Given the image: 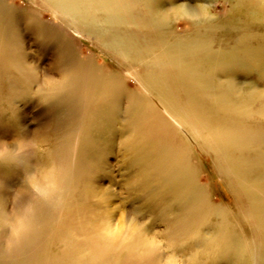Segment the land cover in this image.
<instances>
[{
  "label": "rangeland",
  "instance_id": "1",
  "mask_svg": "<svg viewBox=\"0 0 264 264\" xmlns=\"http://www.w3.org/2000/svg\"><path fill=\"white\" fill-rule=\"evenodd\" d=\"M49 1L0 0V142H8L14 146L13 141L22 136L28 140L35 139L38 144V151L30 152L25 156L23 166L0 165V200L2 199L1 202L3 203H7V201L13 202L18 206L31 205L34 210L32 217L34 231L32 235L33 237L35 236L34 243L26 245L24 250L22 248L24 254H6V240L9 232L7 229H1L0 264H74L78 262V256H75L76 253L69 254L73 259L76 258V261L71 256L66 258L65 253L68 252L65 246L63 248L64 244H61V238L58 235L62 229L59 228L63 227L62 222L64 223L63 220H66V217H75V213L79 216L81 212V216H84V214L88 215L87 211L90 207H93L94 203L92 200L94 196L92 195L93 197L91 198L90 194L94 193H97L100 197L104 195L103 198L111 201L112 208H116L111 222L113 227L118 224L121 214L125 215L126 221L133 220L140 224L146 222L149 236L162 242L161 245L165 255L172 254L173 250L181 253L186 248L179 245L177 241L188 243L191 241L190 238L192 236L199 234V237L204 238L203 240L207 239L210 242L212 240V244L216 243L215 245L213 244L214 248L211 249V252L214 250L215 253H210L208 259L202 258L208 264H264V251L262 249L264 248V188H260V186L264 187V167H260L255 171L256 173L254 171L250 172V170H243L244 172L242 173L240 168H237L239 172L233 169L232 175L234 177L229 178L226 171L221 175V170L215 167L214 159L201 147V144L198 142L195 144L179 128L177 129L180 132L175 133V135L168 133L172 137V143H175L173 145L175 148H172V143L171 147L158 145L154 141H140V137H137L139 130L145 131L148 127L157 126L155 127L157 132H167L158 126L160 119L157 118L158 114H160V117L162 114L164 115L162 109L164 105H162L163 103L160 99L163 95L165 97L167 93L168 96L165 97L167 99L163 97L164 99L162 98L161 100L169 106H171V103H168L170 102L169 100L174 102L173 99L176 97L177 99L178 97L180 99L183 98L179 100L185 105H191L190 101L192 100L186 98L191 94L194 97L193 100H196L195 103L192 102V105L195 104L191 108L192 111L194 108L199 107L198 103L202 105H200L199 109L201 108L202 110L203 108L204 110L206 108L205 110H208L207 108H209L211 110L208 111L215 110V112L218 108L221 109L224 103L229 106L241 102L244 106L250 105L251 111L261 108V104L264 102L262 96L264 95V6L261 0H140L139 8L137 7L139 12L128 10L126 13L128 17L126 16L124 20H107L103 14L99 17L98 22L100 23L96 22V24L94 21L91 22V19L86 20L87 22L76 19L78 22V25H76L77 30L73 25L68 26V23L62 19L61 15L56 13L55 2H52L54 0ZM184 4L201 14V20L195 21L184 17L181 18L177 14L175 16L173 11L177 8L176 6ZM48 5L50 8H48ZM165 9H169V12ZM130 11L132 14L129 13ZM140 11L143 13L141 14ZM162 12L166 14L168 12L169 17L164 19ZM148 14L150 16L153 15L154 18L155 16L158 17L155 18L156 22ZM142 17L145 18V22ZM175 18L176 20H174ZM160 19L164 20L161 21ZM150 20L154 21L151 22ZM114 22L115 24L118 23L117 26H112ZM162 23L166 24L162 26ZM97 24L101 27H98ZM101 24L110 31L106 30ZM89 26L92 29H89ZM142 28H144V32ZM145 28L154 32V34L148 29L146 33L147 30ZM139 34H142V36L140 37ZM145 35L148 37L147 39ZM138 36L140 39H137ZM154 36H157V39H154ZM123 38H126L124 42ZM115 40H120V42L118 41L117 43ZM135 40H138V43ZM174 41L175 43L179 42V44H173ZM185 41L186 43H184ZM205 41L207 45H204ZM120 43H126V46H128L127 50ZM164 43H169V47L165 46ZM180 43L183 48L185 44L189 49L184 52L183 49H180L182 47ZM200 43H203V45ZM170 44L177 45V49L173 50L175 46H172V48ZM162 47H167V51L171 49V53L176 51L175 56L172 57V54L167 56L170 52H164L166 50ZM197 49L198 51H196ZM191 50L193 52L196 51V54L190 53L192 57L189 55ZM213 51L215 55L212 53ZM179 52H182L183 56ZM205 52L206 54L209 52L208 55L210 56L204 54ZM217 52L218 54L216 55ZM220 53L223 55H220ZM226 53L228 54V60L226 59ZM178 54L182 56L181 61L187 64V67L190 64L188 62L190 61L189 58H191L193 63L195 61L198 62L195 60L198 59L204 63L207 61L208 64L199 62V65L202 66L200 67L197 66L198 63H195L196 65L191 63L190 66L195 67L192 70L190 66L186 68V65L180 64L181 61L178 58ZM184 55L186 59L183 58ZM204 55L206 56L205 58L199 59V56L203 57ZM169 57H171L170 60L172 58L175 60L172 59L170 61ZM211 59H215V61ZM220 59L225 60L222 61ZM153 61H156V63H153ZM233 61L235 62L233 63ZM172 62L175 65L179 62V65H176L179 70L174 64L173 66L169 64H172ZM222 65L225 66V69H222ZM230 65H232L233 69L229 67ZM162 68L166 70L168 75L173 68L176 70H173L174 75H166V81L163 82L161 74L165 71ZM183 68L191 70L193 76L190 78L189 75H186L190 72L189 70L181 71ZM212 68L215 69L214 71L217 69L218 72L215 73ZM209 69L212 70L209 71ZM196 70L199 72H196ZM173 71L171 74H173ZM178 71H181V73H178ZM207 71L210 72L209 75ZM219 71L225 72L221 74ZM33 72L38 75L36 76ZM182 72L184 75H182ZM200 72L205 76L199 75ZM193 73H195V76ZM227 74L228 76H226ZM210 75H214L215 78L217 76V79L214 77L213 79ZM172 76L177 81H173L171 79L173 78ZM184 76H188L190 80ZM157 77H160V80ZM220 77L225 78V81ZM112 78L113 81L115 80V83H113L114 87H111L113 89L108 88L112 86ZM153 78L156 80L154 79L155 81H153ZM184 78L188 79L189 84L185 82ZM192 78L194 79L191 80ZM149 80L151 84H148ZM222 80L223 83L220 86L219 84ZM190 81L199 84L202 82L203 86H201V83L200 86H197L198 89L194 90L195 85L190 84ZM161 82L164 83L163 88ZM230 82L234 86L229 85ZM50 83L52 85H48ZM105 83L108 84L105 85ZM239 84L240 86H238ZM164 86H169L171 90L168 88L169 91L167 87L164 89ZM176 86L179 89L175 90ZM185 86H188V93L184 90ZM190 86L193 87L189 89ZM229 86L235 88L230 89ZM104 87H107L109 91ZM149 87L152 90H156L152 91ZM217 88L218 90L216 91L215 89ZM211 89L214 91L212 92ZM106 90L107 92L111 91V94L108 93L109 96H118H114V99L113 97L109 99ZM198 90L199 93H197ZM234 90L235 93H233ZM100 91L102 92L99 93ZM156 91L161 92V95H158L160 93ZM172 91L177 92L174 93ZM169 93L173 94L170 95L173 99L169 97ZM103 94L108 97L105 99L107 101L102 100L106 98L105 95L103 96L104 98L101 96ZM202 94H207L211 98L219 96V101H215V97L210 100L205 99L206 95L203 96ZM221 94L223 95L220 96ZM237 94L240 96H237ZM222 97L225 99L221 100ZM248 98L252 99V101ZM95 99H99V103ZM203 99H205V102ZM244 99L245 101H242ZM213 100L215 102L218 101V103L211 102ZM141 103L146 104L143 105ZM202 111H198V113ZM226 111L222 110L221 113L219 112L216 115L217 117L214 116L215 118L212 117L210 119L207 117L205 121L208 124L214 123L213 125L221 127L227 123H234V121V124L245 121L243 123L245 125L249 123L247 125L249 128L261 127L264 130V120L252 118L253 120L250 119L251 121H249L250 117L241 118L242 120H240L239 116L227 114ZM195 114L197 115L195 117H200L201 123L202 121L205 123L202 113L201 115ZM219 115L221 116L218 117ZM228 115L231 117H228ZM221 119L226 120L227 123L224 124L225 122L220 121ZM133 123H135L136 127L138 126L137 129ZM177 141L182 142L184 145L182 144L183 146H181ZM179 147L182 150H178ZM167 150L170 156L172 154L171 157L174 162L168 157L169 153L167 154ZM185 151L189 153L185 155ZM185 156L186 158L183 160L182 157ZM175 161L181 162V165ZM187 162H190L189 166L193 168L195 173L190 170H181L189 167L186 164ZM258 162L260 163V161ZM53 165L61 172L60 183L62 190L56 198L51 200L40 199L34 196L31 189L25 184L26 176L39 170L48 169ZM151 168L153 169L151 170ZM169 168L173 169L169 171ZM177 169H180V179L186 180V185L177 189V197L158 198L160 194H163L166 175H171V178L174 177L176 179ZM235 178L239 179L240 182ZM237 185L240 186L238 187ZM20 190H24V195L21 197L22 201L20 199L15 202V194ZM197 191L198 194L196 193ZM179 195L183 199L178 198ZM240 205L246 208L251 206L254 210L256 209L259 212L258 215H255L257 220L255 218V222L249 220V222H246L247 217L244 215L245 212L242 211ZM79 209H83V211H79ZM69 211L73 212L70 213ZM212 212L213 216H211ZM72 213L75 216L70 215ZM195 215L197 216L195 217ZM260 215H263V218ZM198 216L199 218H197ZM195 218L200 220L196 221ZM204 220L205 223L203 222ZM168 221L170 222L168 225L172 228L171 230L165 225ZM193 221L196 224H192ZM200 221L202 224H199ZM251 222H254L255 225L250 224ZM172 238L173 240H171ZM207 240L205 242H208ZM226 240L227 242L224 243ZM173 242L174 244H172ZM254 242L257 243L255 244ZM222 246L223 248H221ZM188 247L191 246L187 245ZM252 247L257 249L253 248L252 250ZM30 248L32 250H29ZM261 249L262 253H260ZM58 257H60L59 260ZM70 260L72 263H70Z\"/></svg>",
  "mask_w": 264,
  "mask_h": 264
},
{
  "label": "bare ground",
  "instance_id": "2",
  "mask_svg": "<svg viewBox=\"0 0 264 264\" xmlns=\"http://www.w3.org/2000/svg\"><path fill=\"white\" fill-rule=\"evenodd\" d=\"M49 1V0H48ZM49 2H51V0L49 1ZM49 2H48V4H49ZM52 2H55V6H54V8H55V11H56V13H58V14H60L61 15V17H62V19H64L65 20V22H67L68 23V26H70V25H73L75 28H76V30H77V26L76 25H78V22L76 21V19H81V20H90L91 19V22L92 21H94L95 22V24H96V22L97 23H100V22H98L99 21V17H100V15H105V17L107 18V20H113L114 21V19L116 20V19H121V20H124V18H126V13H127V11L128 10H131V11H136L137 13L139 12L138 11V5H139V3H140V0H54V1H52ZM143 3V2H142ZM146 3H148V2H146ZM261 3L263 4V6H264V0H261ZM42 4V3H41ZM153 4V3H152ZM53 5V4H52ZM142 5V4H141ZM148 5V4H147ZM46 6V5H45ZM49 6V5H48ZM50 6H51V4H50ZM50 6L48 7V8H50ZM149 6V5H148ZM153 6V5H152ZM43 7H44V4H43ZM138 7V8H137ZM143 7V6H142ZM151 7V6H150ZM155 7V6H154ZM177 8L173 11L174 13H175V16H176V14L178 15V16H180L181 18H186V19H190V20H195V21H197L198 19H200L201 20V14H199L198 12H196L195 10H193L191 7H188V6H185V4L184 5H180V6H176ZM141 9V8H140ZM147 9V8H146ZM148 9H149V7H148ZM152 9V8H151ZM142 10V9H141ZM155 10V9H154ZM165 10H167V9H165ZM169 10V9H168ZM167 10V11H168ZM207 10V9H206ZM34 11V10H33ZM131 11L129 12V13H131ZM28 12V11H27ZM35 12H36V10H35ZM34 12V13H35ZM141 12V14L143 13L142 11H140ZM145 12V11H144ZM150 12V11H149ZM169 12V11H168ZM168 12H167V14L166 13H164V12H162L163 14V17H164V19L167 17H169L168 16ZM38 13V12H37ZM54 13V12H53ZM153 13V12H152ZM156 13V12H155ZM160 13V12H159ZM208 13V12H207ZM132 14V13H131ZM134 14V13H133ZM144 14H146V13H144ZM143 14V15H144ZM158 14V13H157ZM173 14V13H172ZM205 14V13H204ZM138 15V14H137ZM149 16H150V14H148ZM147 15V16H148ZM19 16V15H18ZM54 16V15H53ZM56 16V15H55ZM142 16V15H141ZM152 17H153V15H151ZM151 16H150V18H151ZM158 16V15H157ZM210 16V15H209ZM39 17V16H38ZM128 17V16H127ZM135 17V16H134ZM161 17V16H160ZM40 18V17H39ZM138 18V17H137ZM143 18V17H142ZM154 18V17H153ZM152 18V19H153ZM155 18H158V17H156L155 16ZM154 18V19H155ZM180 18V19H181ZM210 18V17H209ZM103 19V18H102ZM145 18H143V21L145 22V20H144ZM149 19V18H148ZM147 19V20H148ZM163 19V20H164ZM126 20V19H125ZM128 20V19H127ZM161 20V19H160ZM163 20H161V21H163ZM167 20V19H166ZM174 20H176V18L174 19ZM101 21V20H100ZM103 21V20H102ZM105 21V20H104ZM112 21V22H113ZM130 21V20H129ZM135 21V20H134ZM142 21V22H143ZM151 21V20H150ZM154 21V20H153ZM153 21H151V22H153ZM168 21H169V19H168ZM87 22V21H86ZM93 22V23H94ZM126 22H128V21H126ZM155 22H156V19H155ZM170 22V21H169ZM89 23V22H88ZM87 23V24H88ZM102 23V22H101ZM110 23H111V21H110ZM133 23V22H132ZM135 23V22H134ZM91 24V23H90ZM94 24V25H95ZM105 25H106V23H104ZM118 24V23H117ZM117 24H115V22L114 23H112V26L114 25V26H117ZM122 24V23H121ZM120 24V25H121ZM150 24V23H149ZM164 24H166V23H162V26L164 25ZM67 25V24H66ZM98 25V24H97ZM103 27H105L103 24H101ZM125 25V24H124ZM127 25V24H126ZM132 25V24H131ZM138 25H139V23H138ZM144 25H146V23H144ZM152 25V24H151ZM151 25H150V28L152 29V27H151ZM100 25H98V27H99ZM123 26V25H122ZM127 26H129V25H127ZM149 26V25H148ZM165 26H167V25H165ZM86 27V26H85ZM101 27V26H100ZM109 27V26H108ZM144 27V26H143ZM147 27V26H146ZM91 27L89 26V29H90ZM106 28V27H105ZM117 28V27H116ZM137 28V27H136ZM140 28V27H139ZM162 28V27H161ZM160 28V29H161ZM15 29H16V27H15ZM85 29H87V28H85ZM92 29V28H91ZM118 29H120V28H118ZM128 29V28H127ZM135 29V28H134ZM141 29V28H140ZM139 29V30H140ZM146 30L148 29V28H145ZM159 29V30H160ZM93 30H94V27H93ZM99 30V29H98ZM102 30V29H101ZM106 30H109L108 28H106ZM136 30V29H135ZM142 30H143V32H144V28H142ZM149 30V29H148ZM148 30L146 31V33L148 32ZM156 30V29H155ZM162 30H163V28H162ZM75 31V30H74ZM81 31V30H80ZM110 31V30H109ZM118 31V30H117ZM120 31V30H119ZM137 31V30H136ZM150 31V30H149ZM158 31V30H157ZM161 31V30H160ZM77 32V31H76ZM99 32V31H98ZM100 32H103V31H100ZM108 32V31H107ZM111 32H112V30H111ZM116 32V31H115ZM121 32V31H120ZM120 32H119V35H120ZM127 32V31H126ZM133 32H135V31H133ZM150 32H152V31H150ZM149 32V33H150ZM91 33V32H90ZM104 33V32H103ZM123 33L125 34V32L123 31ZM153 34H154V32H152ZM78 34H79V32H78ZM94 34V33H93ZM98 34V33H97ZM102 34V33H101ZM100 34V35H101ZM134 34H137V33H134ZM157 34V33H156ZM91 35V34H90ZM116 35H117V32H116ZM123 35V34H122ZM140 35V37L142 36V34H139ZM149 35H152V34H149ZM109 36V35H108ZM131 37H132V35H130ZM146 36V35H145ZM160 36H161V33H160ZM105 37V36H104ZM153 37V36H152ZM155 38L154 39H157V36H154ZM133 38H135V37H133ZM148 37L146 36V39H147ZM150 38V37H149ZM107 39V38H106ZM114 39H116V38H114ZM122 39V38H121ZM120 39V40H121ZM124 39H126V38H123V42H124ZM132 39V38H131ZM136 39V38H135ZM137 39H140L139 38V36H138V38ZM17 40H18V37H17ZM99 40V39H98ZM120 40H115V41H117V43H118V41L120 42ZM127 40H128V38H127ZM144 40V39H143ZM181 40V39H180ZM108 41H110V40H108ZM122 41V40H121ZM136 42L138 41V40H135ZM145 41V40H144ZM165 41V40H164ZM168 41V40H167ZM182 41V40H181ZM14 42V41H13ZM113 42V41H112ZM134 42V41H133ZM133 42H129V43H133ZM163 42V41H162ZM166 42V41H165ZM177 42V41H176ZM135 43V42H134ZM138 43V42H137ZM137 43H135L136 45H137ZM145 43V42H144ZM178 44H179V42H177ZM177 43H175V41H174V43L173 44H177ZM183 43V42H182ZM184 43H186V41L184 42ZM208 43V42H207ZM105 44V43H104ZM111 44V43H110ZM120 44H122V43H120ZM119 44V45H120ZM125 44V46H126V43H124ZM124 44H122V46H123V48L124 49H126V48H128V46H124ZM127 44H128V42H127ZM134 44V45H135ZM140 44V43H139ZM139 44H138V46H139ZM160 44V43H159ZM158 44V45H159ZM162 44V43H161ZM167 44V45H166ZM164 43V45L165 46H168L169 47V43ZM177 44V45H178ZM192 44V43H191ZM201 44V43H200ZM206 44V41L204 42V45ZM100 45V44H99ZM106 45H107V42H106ZM163 45V46H164ZM176 45V46H177ZM180 45L182 46V44L180 43ZM192 45H194V44H192ZM196 45V44H195ZM201 45H203V43L201 44ZM207 45V44H206ZM101 46V45H100ZM121 46V45H120ZM122 46H121V48H122ZM162 46V45H161ZM170 46L172 47H174L175 45H171L170 44ZM176 46H175V49H173V50H176L177 48H176ZM184 48H186V49H184L183 48V46L182 47H180V49H183L184 50V52L187 50V49H189L188 47H186L187 45H185L184 44ZM189 46V45H188ZM191 46V45H190ZM198 46H199V44H198ZM110 47V46H109ZM137 47V46H136ZM172 47V48H173ZM207 47V46H206ZM163 49H165L166 50V48L167 47H162ZM197 48V47H196ZM202 48V47H201ZM204 48H205V46H204ZM138 49H140V48H138ZM193 49V48H192ZM195 49V48H194ZM199 49V48H198ZM198 49L196 50V51H198ZM210 49V48H209ZM127 50V49H126ZM135 50V49H134ZM167 50H168V48H167ZM164 51V52H166V53H168V52H170V54H167V56L168 55H173L172 57H174L175 55V53H176V51H175V53H174V51L171 53V49L169 50V51ZM183 50H182V52H183ZM201 50V49H200ZM205 50V49H204ZM203 50V51H204ZM180 51V50H179ZM196 51H192L191 50V52L189 51V55H191L190 53H194V54H196L195 52ZM206 51V50H205ZM207 51H210V50H207ZM112 52V51H111ZM124 52V51H123ZM178 52V51H177ZM181 52V53H182ZM200 52V51H199ZM219 52H221V51H219ZM157 53V52H156ZM180 52H179V54H181ZM186 53H188V52H186ZM200 53H202V52H200ZM213 54H214V51L212 52ZM178 54V58H179V60L181 61L182 59H181V57L183 56L182 54V56H180ZM204 54H206V52L204 53ZM208 54H209V52H208ZM208 54H206V55H208ZM218 54V52L216 53V55ZM224 54V55H223ZM223 54H221L220 53V55H223L224 57H225V53L223 52ZM116 55V54H115ZM128 55V54H127ZM153 55V54H152ZM198 55V54H197ZM215 55V54H214ZM228 54L226 53V59L228 58V56H227ZM157 56V55H156ZM208 56H210V55H208ZM233 56V55H232ZM235 56V55H234ZM127 57V56H126ZM186 56L184 55V57L183 58H185ZM191 57H192V55H191ZM194 57V56H193ZM201 56H199V59H203V58H205L206 56L204 55L203 57H201ZM215 57H217V56H215ZM218 57H220V56H218ZM236 57V56H235ZM250 57V56H249ZM162 58V57H161ZM170 58L171 57H169V60H170ZM188 58V57H187ZM221 58V57H220ZM223 58V57H222ZM233 59H235L234 57H232ZM137 59V58H136ZM173 59V58H172ZM172 59L170 60V61H172ZM186 59V58H185ZM195 59V58H194ZM194 59H193V61H194ZM231 59V58H230ZM251 59V58H250ZM168 60V61H169ZM173 60H175V59H173ZM189 60L190 61H188V62H190V64L188 65V67H187V64H184L183 63V61H179L180 62V64L181 63H183L184 65H186V68H189V66L191 65V63H192V65L193 64H197L198 63V65L197 66H200V67H202L201 65H199V62H200V60H198V59H195V60H197L198 62H196L195 61V63H193L192 61H191V58H189ZM205 60H207V59H205ZM212 60V59H211ZM210 60V62H212V61H215V59L214 60H212L211 61ZM220 60H222V59H220ZM223 60H225V59H223ZM222 60V61H223ZM228 60V59H227ZM232 60V59H231ZM23 61V60H22ZM163 61V60H162ZM204 61V60H203ZM24 62V61H23ZM119 62V61H118ZM122 62V61H121ZM167 62V61H166ZM179 62L178 63H176V65L178 64L179 65ZM207 62V61H206ZM204 63V62H200V63H204V64H208V62L207 63ZM221 62V61H220ZM226 62V61H225ZM228 62V61H227ZM235 61H233V63H234ZM123 63V62H122ZM121 63V64H122ZM153 63H156V61H153ZM214 63V62H213ZM215 63H217V62H215ZM224 63V62H223ZM24 64H25V62H24ZM26 64H28V62H26ZM158 64V63H157ZM170 65H172L173 66V62H172V64L171 63H169ZM195 64V65H196ZM209 64H212V63H209ZM21 65V64H20ZM159 65V64H158ZM175 65V64H174ZM176 65H175V67H176ZM183 65V66H184ZM203 65V64H202ZM213 65V64H212ZM218 65V64H217ZM220 65V64H219ZM229 65V64H228ZM233 65V64H232ZM232 65H230L229 67H231ZM35 66V65H34ZM160 66H163V65H160ZM171 66V67H172ZM205 66V65H204ZM210 66V65H209ZM221 66V65H220ZM223 66V68L222 69H225V66L224 65H222ZM174 67V68H175ZM192 66H190V69H192L193 70V68L195 69V67H192ZM199 67V68H200ZM216 67H218V66H216ZM215 67V68H216ZM27 68H28V66H27ZM36 68V67H35ZM129 68V67H128ZM173 68V70H176V69H174ZM177 68V70H179L178 69V67H176ZM221 68V67H220ZM228 68V67H227ZM232 68V67H231ZM25 69V68H24ZM160 69V68H159ZM170 69V68H169ZM197 69V68H196ZM213 69V68H212ZM212 69H209V71H211ZM217 69H219V67L217 68ZM216 69V71H214L215 69H213L212 71H214L215 73H217L218 72V70ZM233 69V68H232ZM143 70V69H142ZM151 70V69H150ZM162 70H163V68H162ZM172 70V71H173ZM188 71V70H186L185 68H183V69H181V71ZM34 71V70H33ZM159 71V70H158ZM163 71H165L166 72V70H163ZM168 71H170V70H168ZM172 71H170V74L169 75H174V71H173V74H171L172 73ZM181 71H178V73H181ZM209 71H207L208 72V75L210 74V72ZM223 71V70H222ZM225 71H227V70H225ZM224 71V72H225ZM36 72V71H35ZM134 72V71H133ZM137 72V71H136ZM143 72V71H142ZM162 73L161 75H162V80H163V82L164 81H166V75H168V73L166 72V73ZM189 72L191 73L192 71L191 70H189ZM188 72V73H189ZM196 72H199V71H197L196 70ZM220 72V71H219ZM224 72H220L221 74L223 73L224 74ZM34 73V72H33ZM131 73V72H130ZM141 73V72H140ZM144 73V72H143ZM146 73V72H145ZM157 73V72H156ZM177 73V74H178ZM187 73V72H186ZM186 74V75H189L190 76V78L193 76L192 75V73L191 74ZM201 73V72H200ZM199 73V75H203L202 73L200 74ZM214 73V74H215ZM35 75H36V73H34ZM194 74V76H195V73H193ZM38 75V74H37ZM36 75V76H37ZM131 75V74H130ZM139 75V74H138ZM140 75H142V74H140ZM168 75V76H169ZM180 75V74H179ZM182 75H184L183 74V72H182ZM33 76V75H32ZM150 76V75H149ZM167 76V77H168ZM198 76V75H197ZM196 76V77H197ZM205 75H203V77H204ZM207 76V75H206ZM210 76H212V75H210ZM226 76H228V74L226 75ZM139 77V76H138ZM145 77H147V76H145ZM173 78H171V79H173V81L174 80H176V78H174V76H172ZM176 77V76H175ZM181 77V76H180ZM184 77H188V76H184ZM208 77V76H207ZM215 78V76L213 75L212 76V78ZM230 77V76H229ZM160 77H157V79H159ZM164 78H165V80H164ZM181 78H183V77H181ZM195 78V77H194ZM194 78H192L191 80H193ZM202 78V77H201ZM206 78V77H205ZM213 78V79H214ZM221 78V77H220ZM220 78H218V79H220ZM65 80H66V78H64ZM148 79H149V77H148ZM155 78H153V81H155L154 80ZM167 79H169V78H167ZM188 79H189V77H188ZM188 79L187 78H184V80H186L185 82H189L188 81ZM213 79H210V80H213ZM215 79H217V76H216V78ZM221 79H225V78H221ZM229 79V78H228ZM64 80V81H65ZM111 80V79H110ZM109 80V81H110ZM160 80V79H159ZM161 80V81H162ZM183 80V81H184ZM190 80V79H189ZM196 80H197V78H196ZM196 80H194V81H196ZM198 80H199V78H198ZM209 80V79H208ZM223 80H222V82L219 84L220 86L222 85V83H223ZM49 81V80H48ZM53 81H55V80H53ZM112 81H113V78H112ZM111 81V82H112ZM142 81H144V80H142ZM152 81V80H151ZM168 81V80H167ZM170 81V80H169ZM172 81V80H171ZM172 81V82H173ZM177 81V80H176ZM194 81H190V84H194L195 85V89L194 90H197L198 89V87L197 86H200V84L202 83H197V82H194ZM201 81V80H200ZM203 81H204V79H203ZM225 81V80H224ZM227 81V80H226ZM235 81V80H234ZM237 81V80H236ZM239 81V80H238ZM59 82H61V80H59ZM157 82H158V80H157ZM184 82V83H185ZM205 82V81H204ZM214 82V81H213ZM218 82H219V80H218ZM52 83V82H51ZM48 84V85H52V84ZM54 83V82H53ZM113 83H115V80L112 82V86H110V87H108V88H111V87H114L113 86ZM141 83V82H140ZM146 84H147V82H145ZM162 83V82H161ZM160 83V84H161ZM175 83V82H174ZM186 83V84H187ZM206 83V82H205ZM226 83H228V82H226ZM239 83H240V81H239ZM58 84V83H57ZM106 84H108V83H105V85ZM148 84H151V82H150V80H149V83ZM163 84L164 83H162V88H163ZM166 84V83H165ZM170 85H171V83H169ZM177 84V83H176ZM189 84V83H188ZM207 84H209V83H207ZM218 84V83H217ZM55 85V84H54ZM60 85V84H59ZM104 85V84H103ZM111 85V84H110ZM153 85V84H152ZM151 85V86H152ZM183 85V84H182ZM185 85V84H184ZM218 85V86H219ZM229 85H231V86H234L233 85V83L232 82H230L229 83ZM145 86V85H144ZM175 86V85H174ZM201 86H203V83H202V85ZM207 86V88H209L208 87V85H206ZM209 86H211L210 84H209ZM228 86V85H227ZM238 86H240V84L238 85ZM242 86V85H241ZM53 87V86H52ZM102 87V86H101ZM106 87V88H107ZM146 87V86H145ZM165 87H167V86H164V89H166ZM173 87V86H172ZM177 88L175 89V90H177V89H179L178 88V86H176ZM181 87V86H180ZM191 87H193V86H190V88L189 89H191ZM230 87V86H229ZM57 88V87H56ZM74 88H76V87H74ZM73 88V89H74ZM105 88V87H104ZM105 88V89H106ZM107 88V90L109 91V89ZM147 88V87H146ZM150 88V90H152V88L151 87H149ZM154 88V87H153ZM160 88V87H159ZM169 88V86L167 87V89ZM183 88V87H182ZM212 88V87H211ZM232 88H235V87H230V89H232ZM58 89V88H57ZM61 89H63V88H61ZM111 89H113V88H111ZM115 89V88H114ZM142 89V88H141ZM170 89V88H169ZM168 89V90H169ZM181 89V88H180ZM202 89H203V87H202ZM210 89V88H209ZM104 90V89H103ZM107 90H106V92H107ZM144 90V89H143ZM156 89H154V90H152V91H155ZM160 90H161V88H160ZM171 90V89H170ZM169 90V91H170ZM172 90H174V89H172ZM184 90H185V92H189L188 91V86H185L184 87ZM216 91L218 90V88L217 89H215ZM256 90H258V89H256ZM162 92H163V90H161ZM179 91V90H178ZM181 91H183L182 89H181ZM180 91V92H181ZM192 91V90H191ZM200 91H202L201 89H200ZM205 91V90H204ZM211 91H212V89H211ZM214 91V90H213ZM212 91V92H213ZM232 91V90H231ZM237 91V90H236ZM260 91V90H259ZM102 91H100L99 93H101ZM104 92V91H103ZM111 92V91H110ZM110 92H107V94L108 93H110ZM113 92V91H112ZM141 92V91H140ZM151 92V91H150ZM156 92H158V91H156ZM168 92V91H167ZM172 92H174V91H172ZM177 91H175L174 93H176ZM193 92V91H192ZM195 92V91H194ZM206 92V91H205ZM204 92V93H205ZM210 92V91H209ZM239 92V91H238ZM253 92H255L254 90H253ZM256 92H258V91H256ZM105 93V92H104ZM116 93H117V91H116ZM153 93V92H152ZM158 93H160V94H158V95H161V92H158ZM183 93V92H182ZM197 93H199V90L197 91ZM233 93H235V90L233 91ZM111 94V93H110ZM141 94V93H140ZM148 94H150V93H148ZM163 94H164V92H163ZM165 94H166V92H165ZM181 94V93H180ZM184 94H186V93H184ZM209 94H211V93H209ZM208 94V95H209ZM230 95H233V94H231V93H229ZM240 94H241V91H240ZM105 95V97H106V94H103V95H101L102 97ZM170 95H173V94H170L169 93V97H170ZM176 95V94H175ZM174 95V97H176ZM179 95V94H178ZM181 95H183V94H181ZM187 95V94H186ZM185 95V96H186ZM196 95V94H195ZM194 95V96H195ZM198 95V94H197ZM203 95V94H202ZM202 95H199V96H202ZM204 95H206L204 98L205 99H208V100H210V99H213V98H211V96L209 97V96H207V94H204ZM203 95V96H204ZM223 94H221L220 96H222ZM239 94H237V96H238ZM260 95V94H259ZM99 96H100V94H99ZM108 97H109V99L111 98V97H113V99L115 98V97H117L116 95H114V96H112V95H110L109 96V94L107 95ZM157 96V95H156ZM166 96H168V93L165 95V97ZM199 96H197L198 98H199ZM202 96V97H203ZM234 96H235V94H234ZM240 96V95H239ZM263 96V98H264V95H262ZM101 97V98H102ZM108 97H106V98H104V99H102L103 101H107V100H105V99H107ZM161 97V96H160ZM163 97H164V95H163ZM162 97V98H163ZM164 97V98H165ZM181 97V96H180ZM208 97V98H207ZM225 97V96H224ZM231 97V96H230ZM245 97V96H244ZM257 97H259V96H257ZM139 98H141V97H139ZM138 98V99H139ZM144 98V97H143ZM142 98V99H143ZM157 98H159L158 96H157ZM161 98V99H162ZM163 98V99H164ZM170 98H172V97H170ZM169 98V99H170ZM182 98V97H181ZM186 98H188V100L190 99V100H192V101H190V104L191 105H185L184 103H182V102H180V100H182V99H180L179 97H178V99H177V97L175 98V99H173L174 100V102L172 101V100H169L170 102H168V103H171V106H169V105H166L161 99H160V101L163 103L162 105H164L163 107L164 108H162L163 109V111H164V115L162 114L161 115V117H160V114H158L157 115V118H159L160 119V124H158V126H160L161 128H163L164 129V131H167V132H165V133H160V132H157V130H156V128L155 127H157V126H155V127H153V128H151V127H148L145 131H142V130H139V132H138V134H137V137H140V141H150V142H156V144H158V145H165V146H170L171 147V143H172V137H170L169 136V134H174L175 135V133H178V132H180V131H178V129L177 128H179L186 136H188L189 138H191V140L192 141H194V143L195 144H197L196 142H198V143H200L201 144V147H203V149L208 153V154H210L211 156H212V158L214 159V161H215V167L219 170H221V175L223 174V173H225V171H226V173H227V177H234V175H232L233 174V169H236V170H238L237 168H240L241 170H242V173L244 172L243 170H250V172L251 171H256V170H258L260 167L262 168V166L264 167V130L260 127V128H255V127H248L247 125L249 124V123H246L247 125H245L244 123H245V121H243V122H239V123H236V124H234L235 123V121H234V123H227L226 122V120L224 121V120H220V121H224L225 123L224 124H226V125H223V127H221V126H219V125H217V126H215V125H213V124H208L207 123V121H205L206 119H207V117H209L210 119L212 118V117H217L216 115H218V113L220 112L221 113V111L223 110V111H225V110H227L226 111V113L227 114H232V115H235V116H239L240 118V120H242V119H245V118H248V117H250L249 118V121H251V120H253L252 118H255V119H258V120H264V102H262V106H261V108H259V109H257L256 111H254V110H252L251 111V108L249 107L250 105H247V106H244V105H242V103L240 102V103H237V104H231V105H225L226 103H224L223 105H222V110L220 109V108H218V106H217V108H218V110H216V112H215V110H213V111H208V110H211V109H209V108H207L208 110H205L206 108H204V110H203V108H202V110H201V108L199 109V107H200V103H198V105H199V107L198 108H194V110L193 111H195V113H197V114H199V115H201V113H202V117H203V120H204V122L205 123H203V121H202V123L200 122V117H195V116H197L195 113H193L192 114V110H191V108H192V106H195V104H193L192 105V102H194L195 103V101L193 100L194 99V97H192L191 96V94H190V96L188 95V97H186ZM218 98H219V96H217V97H215L214 99H215V101L216 100H218ZM100 99V98H99ZM99 99H95V100H97V103H99L98 101H99ZM141 99V100H142ZM165 99H167V98H165ZM180 99V100H179ZM185 99V98H184ZM205 99H203L204 100V102H205ZM223 99V97L221 98V100ZM225 99V98H224ZM223 99V100H224ZM235 99H236V97H235ZM248 99H250V98H248ZM260 99V98H259ZM258 99V100H259ZM112 100V99H111ZM116 100V99H115ZM149 100V99H148ZM201 100V99H200ZM231 100V99H230ZM251 101H252V99H250ZM136 101V100H135ZM140 101V100H139ZM147 101V100H146ZM166 101V100H165ZM168 101V100H167ZM172 101V102H171ZM184 101V100H183ZM207 101V100H206ZM214 100L213 101H211V102H215ZM219 101V100H218ZM218 101L217 102H215V103H218ZM242 101H245V99L244 100H242ZM93 102H96V101H93ZM117 102V101H116ZM159 102V101H158ZM221 102V101H220ZM224 102V101H223ZM105 103V102H104ZM136 103V102H135ZM209 103H210V101H209ZM228 103V102H227ZM255 103V102H254ZM101 104H103V103H101ZM107 104V103H106ZM134 104V103H133ZM140 104V103H139ZM141 104H146V103H141ZM197 104V103H196ZM211 104V103H210ZM249 104V103H248ZM94 105H96V104H94ZM94 105H92V106H94ZM213 105V104H212ZM215 105V104H214ZM254 105V104H253ZM98 106V105H97ZM101 106V105H100ZM99 106V107H100ZM135 106V105H134ZM148 106V105H147ZM197 106V105H196ZM202 106V105H201ZM205 106H207V105H205ZM216 106V105H215ZM132 107V106H131ZM161 109V110H162ZM225 109V110H224ZM101 110H102V108H101ZM105 110V109H104ZM150 110V109H149ZM221 110V111H220ZM154 111V110H153ZM157 111V110H156ZM192 111V112H191ZM198 111L200 112V111H202L201 113H198ZM218 111V112H217ZM158 112V111H157ZM207 114V115H206ZM205 115V116H204ZM226 115V114H225ZM230 115H228V117H231ZM221 115H219L218 117H220ZM214 117V118H215ZM213 118V119H214ZM235 118V117H234ZM242 118V119H241ZM217 119V118H216ZM224 119H226V118H224ZM251 119V120H250ZM228 120V119H227ZM137 121V120H136ZM216 121H218V120H216ZM216 121H215V123H216ZM232 121V120H231ZM247 121V120H246ZM256 121V120H255ZM233 122V121H232ZM135 123H137V122H135ZM135 123H133L134 125H135ZM223 123V122H222ZM257 123V122H256ZM255 123V124H256ZM138 124V123H137ZM243 124V125H242ZM134 125H132V126H134ZM245 125V126H244ZM244 126V127H243ZM260 126V125H259ZM135 128L137 129L138 128V126L136 127V125H135ZM134 129V128H133ZM135 131V130H134ZM137 131V130H136ZM161 131H162V129H161ZM163 132V131H162ZM135 133V132H134ZM169 133V134H168ZM164 134V135H163ZM159 135V136H158ZM134 137V136H133ZM130 141V140H129ZM2 142V141H1ZM136 142V141H135ZM177 142H179V141H177ZM175 144V143H174ZM173 143H172V146L174 145ZM179 144H181V146H183L184 144L182 143V142H179ZM183 144V145H182ZM192 146V145H191ZM197 146V145H196ZM169 147V148H170ZM172 148H175L174 146L172 147ZM183 148V147H182ZM198 148V147H197ZM168 149V148H167ZM180 149V147L178 148V150ZM180 150H182V149H180ZM203 150V151H204ZM168 151V150H167ZM170 151H171V149H170ZM178 152V151H177ZM186 153H185V155L187 154V153H189V152H187V151H185ZM169 153V151L167 152V154ZM183 154H184V151H183ZM191 154V153H190ZM177 155H178V153H177ZM171 156H172V154H171ZM170 156V153H169V155H168V157H170L171 159L170 160H173V158ZM183 156V155H182ZM167 157V156H166ZM183 158V160H185V158H186V156L185 157H182ZM190 158V157H189ZM168 160H169V158H167ZM188 160V159H187ZM186 160V161H187ZM27 161V160H26ZM258 161H260V163L258 162ZM51 162V161H50ZM169 162V161H168ZM167 162V163H168ZM171 162V161H170ZM173 162H174V160H173ZM175 162H177V161H175ZM52 163V162H51ZM178 164L180 163V165H181V162H177ZM190 163V162H189ZM189 163L187 162L186 164H188V166H189ZM209 163V162H208ZM53 164V163H52ZM166 164V163H165ZM184 164V163H183ZM192 164V163H191ZM49 165V164H48ZM47 165V166H48ZM172 165H174V164H172ZM165 166H167V165H165ZM50 167V166H49ZM173 167V166H172ZM257 168V169H256ZM153 168H151V170H152ZM155 169H157V168H155ZM173 169V168H172ZM171 168H169L168 170L169 171H171L172 170ZM181 170H190V171H192L193 172V168L191 167V166H189L187 169H184V168H182ZM195 170V169H194ZM235 170V171H236ZM174 171V170H173ZM177 171V178L175 179L174 177V179L173 178H171V175H166V177H165V179H166V181H164V184H165V186H164V189H163V194H160L159 196H158V198H166V197H171V196H176L177 197V194H178V188L179 187H181V186H183V185H186V180L184 181V180H181L180 179V177H181V175H180V169H177L176 170ZM234 171V172H235ZM262 171V170H261ZM197 172V171H196ZM238 172H239V170H238ZM260 172V171H259ZM170 173V172H169ZM193 173H195V172H193ZM236 173V172H235ZM245 173H246V171H245ZM249 173V172H248ZM253 173V172H252ZM256 173V172H255ZM171 174H173V173H171ZM184 174V173H183ZM241 174V173H240ZM239 174V175H240ZM255 175V174H254ZM224 176V175H223ZM241 176H243V175H241ZM248 176H250V175H248ZM188 177V176H187ZM237 177V176H236ZM255 177V176H254ZM239 178H240V176H239ZM259 178V177H258ZM260 178H262V176H260ZM259 178V179H260ZM179 179V180H178ZM236 179V178H235ZM255 179V178H254ZM257 179V178H256ZM190 180V179H189ZM237 180V179H236ZM187 181H188V179H187ZM235 181V180H234ZM237 181H239V179L237 180ZM252 181V180H251ZM256 181V180H255ZM240 182V181H239ZM238 182V183H239ZM248 182V181H247ZM259 182H261V181H259ZM163 183V182H162ZM237 183V184H238ZM248 184V183H247ZM264 184V183H263ZM231 185V184H230ZM241 185H242V183H241ZM244 185H245V183H244ZM250 185V184H249ZM255 185V184H254ZM192 186V185H191ZM238 187L240 186V185H237ZM246 186V185H245ZM256 186V185H255ZM242 187V186H241ZM251 187V186H250ZM253 187V186H252ZM264 188L263 186H260V188ZM253 188H255V187H253ZM95 189H97V188H95ZM249 189V188H248ZM181 190V189H180ZM264 190V189H263ZM231 191V190H230ZM256 191V190H255ZM254 191V192H255ZM102 192V191H101ZM181 192V191H180ZM173 193V194H172ZM197 194H198V191L196 192ZM243 193V192H242ZM95 194V195H94ZM94 194H90L91 195V198L93 197V207H90V209L87 211L88 212V215L86 214H84V216H81L82 215V212H81V215L79 214V216H78V214H76L75 213V215L76 216H78L77 218H76V216L72 213V214H70V215H74L75 217H66V220H63L64 221V223L62 222V224H63V227L62 228H59V229H62V231H61V233L59 234L57 231V233L59 234L58 236L61 238L60 240H61V244H64L63 245V248H64V246L66 247V251L68 252V253H65V255H66V258L67 257H69V256H71V255H69V254H75V256L77 255L78 256V262H75L74 264H208V263H206V262H204L203 261V259L202 258H204V259H208L209 257H208V255L210 254V253H212L213 254V252H214V250H213V252H211L212 250L211 249H213L214 248V245L216 244H212L211 242H212V240H211V242L210 241H208L207 239H205V240H207L208 242H205V240H203L204 238H201V237H199V234H197L198 235V237H197V235H194V236H192L191 238H190V240L191 241H189L188 243L187 242H184V243H181L180 241H177V242H179V245H182L184 248H186L185 250H183L181 253L179 252V251H174L173 250V252H172V254H170V255H165L164 253V250L162 249V245H161V243L162 242H160V241H158V240H156L154 237H150L149 236V234H148V231H147V229H146V222H144L143 224H140L139 222L137 223V222H135V221H126V219H125V215L124 214H121V216H120V218H119V220H118V224L116 225V227H113L112 226V224H111V222H112V220H113V217H114V214H115V210H116V208H112V204H111V201L109 200V199H106V198H103V196L102 197H100V196H98V194L97 193H94ZM170 194H172V195H170ZM89 195V196H90ZM93 195V196H92ZM181 195H183V194H181ZM235 195V194H234ZM241 195V194H240ZM102 198V199H100V198ZM178 198H180V199H183V197L181 198L180 197V195H179V197ZM263 198V197H262ZM261 198V199H262ZM40 199H42V198H40ZM174 199V198H173ZM176 199V198H175ZM243 199V198H242ZM246 199V198H245ZM2 200V199H1ZM1 200H0V215H3L4 217H7L8 215H11V214H13V213H18V212H20V211H22V209L24 208V206H18V205H16V203H13V202H8L7 201V203H3V202H1ZM263 200V199H262ZM20 201H22V199L20 200ZM43 201H45V200H43ZM16 202V201H15ZM18 202V201H17ZM178 202V201H177ZM236 203V202H235ZM181 204H182V202H181ZM19 205H20V203H19ZM23 205V204H22ZM210 205V204H209ZM237 205V204H236ZM261 205V204H260ZM53 207V206H52ZM179 207V206H178ZM36 208V207H35ZM238 208V207H237ZM240 208L242 209V211L243 212H245V216L247 217V221L246 222H249V221H254L255 222V218H256V220H257V217L255 216V215H258L259 214V212H257V210L255 209L254 210V208H252L251 206H249V207H244V206H242V205H240ZM246 208V209H245ZM88 209V208H87ZM226 209V208H225ZM82 211H83V209H81ZM80 209H79V211H81ZM85 210V209H84ZM225 211V210H224ZM239 211V210H238ZM70 213L71 212H73V211H69ZM84 212H86V211H84ZM151 212V211H150ZM67 213V212H66ZM80 213V212H79ZM152 214V213H151ZM196 214H198V213H196ZM262 214V213H261ZM200 215V214H199ZM201 215H202V213H201ZM62 216V215H61ZM67 216V215H66ZM197 215H195V217H196ZM203 216V215H202ZM211 216H213V212H212V215ZM225 216H227V215H225ZM239 216V215H238ZM261 216V215H260ZM263 216V215H262ZM261 216V217H262ZM63 217V216H62ZM204 217V216H203ZM209 217V216H208ZM245 217V218H246ZM64 218H65V216H64ZM197 218H199V216L197 217ZM220 218V217H219ZM226 218V217H225ZM234 218V217H233ZM244 218V219H245ZM263 218V217H262ZM196 219V218H195ZM194 219V220H195ZM204 219H206V218H204ZM198 219H196V221H197ZM200 220V219H199ZM198 220V221H199ZM203 220V219H202ZM226 220V219H225ZM242 220V219H241ZM246 220V219H245ZM249 220V221H248ZM60 221V220H59ZM211 221V220H210ZM204 223H205V220L203 221ZM207 222V221H206ZM243 222V221H242ZM254 222L252 223H250V224H254ZM262 222V221H261ZM170 222L168 221V222H166L165 223V225L167 226V228H169L170 230L172 229V228H170L169 227V224ZM187 223V222H186ZM192 223V222H191ZM201 223V221L199 222V224ZM61 224V223H60ZM61 224V225H62ZM185 224V223H184ZM192 224H196V222L195 221H193V223ZM198 224V223H197ZM198 224V225H199ZM202 224V223H201ZM186 225V224H185ZM188 225H189V222H188ZM206 225V224H205ZM204 225V226H205ZM255 225V224H254ZM60 226V225H59ZM217 226V225H216ZM249 226H251V225H249ZM184 227V226H183ZM224 227V226H223ZM252 227V226H251ZM58 228V227H57ZM1 229L3 230L4 228H0V231H1ZM197 229V228H196ZM201 229V228H200ZM254 229V228H253ZM257 229V228H256ZM33 231H34V229H33V226L31 227V229H30V231L21 239V241L16 245V247L14 248V249H12L11 251H9L8 249H7V247H6V254H9V253H15V254H18L19 253V255H22V254H24V252H22L23 250H24V248L26 247V245H30V244H32V243H34L33 241H34V238H35V236L33 237ZM195 231V230H194ZM199 231V230H198ZM197 231V232H198ZM56 232H55V234H56ZM200 233V232H199ZM258 233V232H257ZM201 234V233H200ZM210 234V233H209ZM207 235H208V232H207ZM206 235V236H207ZM258 235V234H257ZM57 236V237H58ZM200 236H202V235H200ZM54 237H55V235H54ZM58 237V238H59ZM205 237V236H204ZM209 237V239H210V235L208 236ZM258 237H260V236H258ZM57 238V239H58ZM54 240V239H53ZM59 240V241H60ZM160 240V239H159ZM171 240H173V238L171 239ZM229 240V239H228ZM167 241H169V240H167ZM217 241V240H216ZM176 242V241H175ZM210 242V243H209ZM222 243H223V241H221ZM220 242V243H221ZM227 242V240L224 242V243H226ZM263 242V241H262ZM251 243V242H250ZM255 243V242H254ZM257 243V242H256ZM255 243V244H256ZM172 244H174V242L172 243ZM178 244V243H177ZM176 244V245H177ZM229 244V243H228ZM261 244V243H260ZM187 245H189V246H191V247H188L187 248ZM218 245V244H217ZM252 245H254V244H252ZM59 246V245H58ZM57 246V247H58ZM251 246V245H250ZM220 247V246H219ZM218 247V248H219ZM227 247H229L228 245H227ZM257 247V246H256ZM254 248V247H252V250H253V248L254 249H257V248ZM262 247V246H261ZM22 248H23V250H22ZM31 248H32V246H31ZM29 249V250H32V249ZM221 248H223V246L221 247ZM263 249V251H264V248H262ZM262 249H261V252L260 253H262L263 251H262ZM65 250V249H64ZM170 251V250H169ZM205 251V252H204ZM4 252V251H3ZM253 252V251H252ZM258 252V251H257ZM63 253V252H62ZM215 253V252H214ZM264 253V252H263ZM217 254V253H216ZM180 255V256H179ZM253 255V254H252ZM257 256H258V254H257ZM50 257V256H49ZM206 257V258H205ZM57 258V257H56ZM59 258L60 257H58V260H59ZM61 258H64V257H61ZM66 258H65V260H66ZM71 258H72V256H71ZM259 258V257H258ZM73 259V258H72ZM202 259V260H201ZM57 260V259H56ZM73 260H75L76 261V258L75 259H73ZM256 260V259H255ZM68 261V260H67ZM71 261V260H70ZM209 262H210V260H208ZM62 262L64 263V261H63V259H62ZM70 263H72V261L70 262ZM60 264V263H59ZM65 264V263H64Z\"/></svg>",
  "mask_w": 264,
  "mask_h": 264
},
{
  "label": "clouds",
  "instance_id": "3",
  "mask_svg": "<svg viewBox=\"0 0 264 264\" xmlns=\"http://www.w3.org/2000/svg\"><path fill=\"white\" fill-rule=\"evenodd\" d=\"M0 142V165L21 167L24 164L25 156L30 152L38 151V144L35 139H25L22 136L13 141ZM61 172L55 166L45 170H39L26 176L25 184L31 189L34 196L51 200L61 192ZM24 195V190L16 192L14 201H19ZM34 210L31 205H25L22 211L4 217L0 215V228L7 229L9 235L6 240V247L9 251L14 249L21 239L32 227Z\"/></svg>",
  "mask_w": 264,
  "mask_h": 264
}]
</instances>
